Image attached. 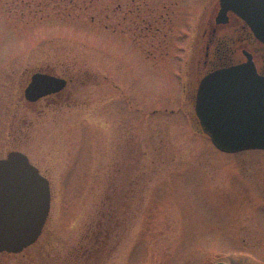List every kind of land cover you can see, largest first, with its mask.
<instances>
[{
  "label": "rangeland",
  "instance_id": "rangeland-1",
  "mask_svg": "<svg viewBox=\"0 0 264 264\" xmlns=\"http://www.w3.org/2000/svg\"><path fill=\"white\" fill-rule=\"evenodd\" d=\"M209 3L0 0V154L26 151L52 190L37 246L76 247L66 264H264V150H219L195 112L201 77L241 60L206 57ZM45 59L75 70L82 103L25 124L17 82Z\"/></svg>",
  "mask_w": 264,
  "mask_h": 264
},
{
  "label": "water",
  "instance_id": "water-1",
  "mask_svg": "<svg viewBox=\"0 0 264 264\" xmlns=\"http://www.w3.org/2000/svg\"><path fill=\"white\" fill-rule=\"evenodd\" d=\"M218 23L230 13L264 43V0H219ZM216 68L198 85L195 112L202 130L224 152L264 149V75L253 54ZM51 206L50 180L29 156L13 150L0 158V251L19 252L41 234ZM214 264H229L224 260Z\"/></svg>",
  "mask_w": 264,
  "mask_h": 264
},
{
  "label": "flooded vegetation",
  "instance_id": "flooded-vegetation-1",
  "mask_svg": "<svg viewBox=\"0 0 264 264\" xmlns=\"http://www.w3.org/2000/svg\"><path fill=\"white\" fill-rule=\"evenodd\" d=\"M220 10L219 0H210L207 12L211 11V14L213 13V15L207 21V23L209 22L211 29L209 33V45L206 49V57H214L213 59L216 60L221 57H226L229 54L233 56L234 54H237L238 50H236V48H238L240 49L239 56H241V60L238 61H242L245 60L242 59V56L245 48H247L253 54L259 73L264 75V43L254 35L253 31L245 21L237 15H230L228 23H218L217 16ZM237 43H239L238 46H236ZM211 44L214 47L212 52ZM48 60L49 59H45V61L35 64L32 71H23V76L18 79V96L15 102L16 107L14 115L18 120L23 121L25 124L26 122H29V114L32 112L39 113L38 111L40 110L45 111L52 107H77L82 103L78 100L79 97L72 89L74 85H77V83H80L81 81L77 78L78 74L73 72L75 70H69L67 68L61 71L51 68ZM18 136L20 135H14L16 141L20 140V138L18 139ZM11 150L23 151L20 148L15 147L8 150L6 155ZM3 157L4 156L0 154V158ZM50 212L51 207L49 215ZM47 220L42 228L41 234L31 245H28L19 252L0 251V264H66L72 257L73 253L78 256L80 251H77L76 247L66 244L60 247V254L58 257H56L57 255L52 251L54 247H48V245L37 246L41 240V236L45 232ZM91 251H93V249L89 250L86 248L84 251H81V254H86Z\"/></svg>",
  "mask_w": 264,
  "mask_h": 264
},
{
  "label": "trees",
  "instance_id": "trees-1",
  "mask_svg": "<svg viewBox=\"0 0 264 264\" xmlns=\"http://www.w3.org/2000/svg\"><path fill=\"white\" fill-rule=\"evenodd\" d=\"M229 56H231V55H229ZM232 57V56H231ZM222 58V57H221ZM230 63H232L231 61H228V62H221L220 64H219V66H222V65H227V64H230ZM213 67H217V64L216 65H214V66H212V68Z\"/></svg>",
  "mask_w": 264,
  "mask_h": 264
}]
</instances>
